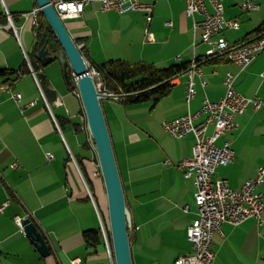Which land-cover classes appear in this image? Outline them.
<instances>
[{
    "label": "crops",
    "instance_id": "1",
    "mask_svg": "<svg viewBox=\"0 0 264 264\" xmlns=\"http://www.w3.org/2000/svg\"><path fill=\"white\" fill-rule=\"evenodd\" d=\"M146 2L154 5L150 24L145 13L103 12L99 3L86 6L79 18L64 20L77 43L84 44V59L90 64L123 60L132 65L166 67L200 59L201 73L195 77L196 95L190 104L186 99L188 77L182 74L172 80V93L158 104L130 105L131 113L150 116L152 125L146 132L132 122V115L126 118L120 113L117 105L102 104L132 216L133 264H150L144 263V255H151L157 237L162 243L165 237L187 238L198 217L195 176L186 177L179 168L182 161L192 157L195 137L173 138L163 122L197 113L205 97L220 101L226 93L224 78L228 72L237 75V92L264 101V52L244 71L225 56L205 60L209 46L201 41V31L193 29V19L185 16V0ZM222 2L226 18L240 25L222 33L229 45L251 41L264 32L258 33L264 25V0ZM248 3L259 8L247 10ZM5 4L15 16L14 23L23 28L20 39L13 36L0 4V69L31 70L25 53L33 54L36 30L19 15L38 6L35 0H5ZM166 22L171 25L166 26ZM30 72L20 74L15 85H6L7 90H0V209L7 203L5 210H0V259L10 258V264H73L80 258L83 264H112L104 237L100 235L99 242L85 240V232L102 231V216L108 221V202L81 100L79 104L72 98L75 94L66 86L58 63L41 65L39 73L46 76L40 81L45 88ZM49 87L57 91L55 102L46 92ZM15 94L21 95L19 101ZM31 103L35 104L27 106ZM237 122L239 129L217 143L222 146L227 141L236 153L231 164L216 169V177L226 180L234 190H240L264 167V107L249 105L237 116ZM48 154L53 157L48 158ZM14 163L20 167L13 168ZM263 187L264 183L258 187L261 194ZM25 216L43 234L49 256L40 255L26 236L24 224L19 225L20 217L27 221ZM214 245V264H264V225L254 219L237 226L225 223L214 234ZM191 247V243L180 247L185 251L174 261L189 254ZM151 264L163 263L154 260Z\"/></svg>",
    "mask_w": 264,
    "mask_h": 264
},
{
    "label": "built area",
    "instance_id": "2",
    "mask_svg": "<svg viewBox=\"0 0 264 264\" xmlns=\"http://www.w3.org/2000/svg\"><path fill=\"white\" fill-rule=\"evenodd\" d=\"M53 8L56 9L62 20L75 19L81 17L86 6L99 3L103 12H117L127 14L133 12L145 13L148 24L153 20V3L146 0H50ZM185 16L193 19L194 30L201 31V38L209 46L205 60H212L225 56L229 61L240 67L241 71L248 66L264 52V32L251 41L229 45L222 33L226 30L239 29L238 21L227 19L224 15L225 9L222 0H185ZM2 11L7 18L8 29L12 30L15 37L20 39L19 28L14 23L13 14L7 10L5 0H0ZM211 8V11L209 10ZM258 5L248 3L245 5L247 10H256ZM40 12L34 8L30 12L20 14L24 23H31L35 30L40 27ZM170 26V22L165 23ZM25 26V25H24ZM147 31V30H146ZM148 34V31H147ZM152 39L151 35L148 37ZM84 44L79 45L83 48ZM25 58L30 64L29 55L25 53ZM90 64V63H89ZM199 62L194 59L186 71L187 81V102L194 99L196 95L195 77L201 73ZM32 74L37 83L39 79L32 67ZM88 75L95 81L97 91L103 94H113L105 86V81L99 71L90 64ZM75 77V76H74ZM236 77L234 73L228 72L225 79L226 93L224 97L217 102L211 101L205 97L201 109L195 114H187L173 120H165L162 124L166 133L173 138L183 139L190 135L195 137L196 143L193 147V155L190 159L180 163L179 168L186 177L195 176V185L197 188L195 202L198 206V217L192 222L188 230V239L192 245V251L179 257L174 264H214L216 258L214 234L221 231L225 223L237 226L249 219L257 220L259 225H264V195L258 192V187L264 183V167H260L255 177L245 181L240 190H234L226 180L216 177V169L219 166L231 164L236 157V153L231 145L226 141L219 146L218 140L239 129L237 116L243 115L249 105L255 109L264 107V101L259 98H248L235 89ZM264 80V72L262 77ZM76 79V77H75ZM74 80V79H73ZM205 85V82H203ZM3 85L0 90H7ZM16 101L21 99L20 94H15ZM45 99V98H44ZM47 106L49 103L45 99ZM28 104L27 106L34 105ZM202 119L201 121H199ZM212 132H208L210 128ZM53 156L48 154V158ZM74 161L73 163H75ZM13 168H19L18 163L11 165ZM7 203L0 209L5 210ZM28 220L29 217L25 216ZM23 218L18 219V223L23 227ZM103 239L106 242L107 252L112 261V245L104 223L101 225ZM73 264H83L80 258L74 259ZM113 264V262H112Z\"/></svg>",
    "mask_w": 264,
    "mask_h": 264
},
{
    "label": "water",
    "instance_id": "3",
    "mask_svg": "<svg viewBox=\"0 0 264 264\" xmlns=\"http://www.w3.org/2000/svg\"><path fill=\"white\" fill-rule=\"evenodd\" d=\"M41 13L57 37L58 48L53 51L48 45L49 40L41 46L37 52V61L43 67L58 61L62 65L63 78L66 86L71 87L73 82L77 86L79 98L81 99L86 116V124L89 136L94 143L97 153V162L104 180L108 202V221L110 229V239L114 252V264H133L131 250L130 230L132 228V216L127 207L125 193L119 174L115 152L104 111L102 110L103 99L118 100L122 96L114 94H103L97 91L95 81L88 75L89 62L84 59L82 48L69 33L67 25L57 14L50 0H35ZM46 75L38 73L39 80ZM76 79H75V77ZM74 79V80H73ZM47 94L55 102L57 91L54 88H47ZM26 236L38 249L43 257L49 256L48 243L38 227L30 220L24 221Z\"/></svg>",
    "mask_w": 264,
    "mask_h": 264
},
{
    "label": "trees",
    "instance_id": "4",
    "mask_svg": "<svg viewBox=\"0 0 264 264\" xmlns=\"http://www.w3.org/2000/svg\"><path fill=\"white\" fill-rule=\"evenodd\" d=\"M40 27L36 30V42L33 54L29 55V61L35 74L38 76L41 65L37 61L36 54L41 49L47 40L48 45L53 51L58 47L57 37L53 34V30L45 16L40 12ZM264 31V25L259 28L258 33ZM199 62L200 59L197 58ZM191 64V63H190ZM190 64L182 63L172 65L168 68H158L155 65L140 63L130 64L123 60H110L100 64H91L97 71H99L105 81V86L109 92L114 95L122 96L121 99L129 105H139L148 103L158 104L163 98L172 93V80H175L182 74H185L189 69ZM28 65V63H26ZM31 70L23 69L21 72L10 71L7 69H0V87L3 85H15L21 78L22 73L30 72ZM31 73V72H30ZM41 87H44V83ZM73 82L70 91L78 95V88ZM79 100H81L79 98ZM78 161V160H77ZM79 162V161H78ZM104 226L106 227L108 236L110 238L109 221L102 216ZM103 237L102 231L92 230L85 232L86 241H98L99 236ZM111 245H112V240Z\"/></svg>",
    "mask_w": 264,
    "mask_h": 264
},
{
    "label": "rangeland",
    "instance_id": "5",
    "mask_svg": "<svg viewBox=\"0 0 264 264\" xmlns=\"http://www.w3.org/2000/svg\"><path fill=\"white\" fill-rule=\"evenodd\" d=\"M65 23H66V21H65ZM55 63H58L60 65V63L58 61H56ZM168 67H171V66L167 65L166 67H157V69L158 68H168ZM56 69L59 72V66H56ZM46 71L49 72L48 68H46ZM61 73H59V78L60 79L62 78L61 77ZM72 98L77 103L80 104L79 98H77L75 95ZM102 104L104 106L105 105L108 106L109 104L117 105L120 113H122L126 118H127V116H131L132 115V117H131V120H133L132 122H135V124H137L138 128L142 129L145 132H146V127H149V126L152 125L151 122H150L151 118H150L149 115H139L140 112H137V114L131 113L129 111V109L132 106H130L129 104L125 103L121 98H120L119 101L108 99V98L107 99H103L102 100ZM152 107H153V104H152ZM219 167H226V166H219ZM262 190H263L262 194H264V187L262 188ZM177 237H179V238L175 239V238H167V237H165L164 240H163V243L160 241L159 237L154 239V241H153L154 248L151 250V255H147V254L144 255V258H145V262L144 263H150L151 264V263L154 262V260L160 261V263H163V264L172 263V261H174L177 258V256H179L180 253L185 251V250L181 249L180 247H182V246H190V241H188V236H187V238L184 235H178ZM159 242H161L160 247H159ZM161 247H163V249ZM111 252H112V262L114 264L115 263V259H114L113 247H112V251ZM0 264H10V258H4L3 257L2 259H0Z\"/></svg>",
    "mask_w": 264,
    "mask_h": 264
},
{
    "label": "bare ground",
    "instance_id": "6",
    "mask_svg": "<svg viewBox=\"0 0 264 264\" xmlns=\"http://www.w3.org/2000/svg\"><path fill=\"white\" fill-rule=\"evenodd\" d=\"M38 9H39V7H38ZM55 11H56V9H55ZM57 12V11H56ZM57 14H58V12H57ZM62 21H64V20H62ZM65 22V21H64ZM77 42V41H76ZM79 44V43H78ZM79 45H81V44H79ZM206 58V55L204 56V59ZM197 59V58H196ZM192 63V62H191ZM108 90V89H107ZM109 91V90H108ZM78 98H79V92H78Z\"/></svg>",
    "mask_w": 264,
    "mask_h": 264
},
{
    "label": "clouds",
    "instance_id": "7",
    "mask_svg": "<svg viewBox=\"0 0 264 264\" xmlns=\"http://www.w3.org/2000/svg\"><path fill=\"white\" fill-rule=\"evenodd\" d=\"M38 77V76H37ZM39 79V78H38ZM40 81V80H39Z\"/></svg>",
    "mask_w": 264,
    "mask_h": 264
}]
</instances>
